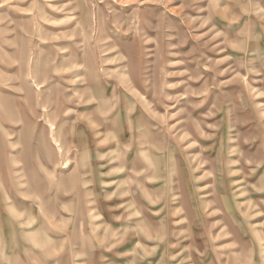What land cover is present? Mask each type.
Returning a JSON list of instances; mask_svg holds the SVG:
<instances>
[{"label":"rangeland","instance_id":"rangeland-1","mask_svg":"<svg viewBox=\"0 0 264 264\" xmlns=\"http://www.w3.org/2000/svg\"><path fill=\"white\" fill-rule=\"evenodd\" d=\"M0 264H264V0H0Z\"/></svg>","mask_w":264,"mask_h":264},{"label":"bare ground","instance_id":"bare-ground-1","mask_svg":"<svg viewBox=\"0 0 264 264\" xmlns=\"http://www.w3.org/2000/svg\"><path fill=\"white\" fill-rule=\"evenodd\" d=\"M77 64H79V63H77ZM77 64H76V65H77ZM81 64H82V63H81ZM77 70H78V69H77ZM77 70H76V71H77ZM171 84H172V83H171ZM169 86H170V85H169ZM96 96H97V95H96ZM102 103H103V101H102V100H101V101H99V104H102ZM95 119H96V118H95ZM18 180H19V179H18Z\"/></svg>","mask_w":264,"mask_h":264}]
</instances>
